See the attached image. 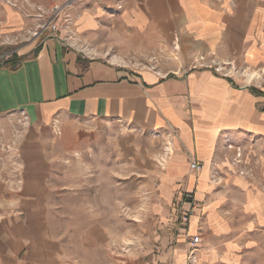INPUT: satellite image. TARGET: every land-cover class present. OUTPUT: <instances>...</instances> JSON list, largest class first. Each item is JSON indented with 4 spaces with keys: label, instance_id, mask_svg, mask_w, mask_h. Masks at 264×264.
Wrapping results in <instances>:
<instances>
[{
    "label": "crops",
    "instance_id": "crops-1",
    "mask_svg": "<svg viewBox=\"0 0 264 264\" xmlns=\"http://www.w3.org/2000/svg\"><path fill=\"white\" fill-rule=\"evenodd\" d=\"M77 1L0 66V116L107 127L125 226L83 208L97 223L60 228L81 192L29 151L20 207L0 212V264H264V0Z\"/></svg>",
    "mask_w": 264,
    "mask_h": 264
},
{
    "label": "rangeland",
    "instance_id": "rangeland-1",
    "mask_svg": "<svg viewBox=\"0 0 264 264\" xmlns=\"http://www.w3.org/2000/svg\"><path fill=\"white\" fill-rule=\"evenodd\" d=\"M78 3L77 0H0V47L17 48L24 42L41 34L43 26L50 21L57 11H61L60 20L65 24L62 13L68 5ZM19 12L23 15V25L16 29L6 24L8 12ZM16 32V33H15ZM12 49V50H13ZM5 51V50H3ZM7 51V50H6ZM9 54L10 52H6ZM4 55V54H3ZM1 56V55H0ZM260 83H264L261 78ZM100 125L93 120L64 118L62 126L45 127L31 124L22 112H12L0 116V185L5 188V195L0 190V212L6 216L19 209V197L24 196L22 183L26 164L23 157L34 153L36 163L44 159L50 168H54V180L64 181L74 186V192L81 195L65 197L64 221L59 220L58 226L66 230L73 229L81 233L92 225L90 220L82 219L89 216L92 209L101 218L99 223L106 228H124L125 222L118 220V208L113 203L116 194L114 182L121 179L116 172L115 158L109 155V131L99 134ZM103 132V131H102ZM45 165L40 175L44 177ZM137 178H132L135 191ZM80 186V187H77ZM84 186V187H83ZM85 196L82 197V192ZM67 193V190H64ZM84 202V203H82ZM137 228L133 223V229ZM78 247V244H77ZM79 248V247H78ZM75 249V248H74Z\"/></svg>",
    "mask_w": 264,
    "mask_h": 264
},
{
    "label": "built area",
    "instance_id": "built-area-1",
    "mask_svg": "<svg viewBox=\"0 0 264 264\" xmlns=\"http://www.w3.org/2000/svg\"><path fill=\"white\" fill-rule=\"evenodd\" d=\"M60 16H61V11H57L55 13V16L48 21L44 26H43V31L45 30H51L55 33L60 32L63 28L65 24H62L61 20H60ZM10 56V54H4L0 56V61H1V65H4V60L8 59ZM203 168V164H201L200 162H198L197 160H193L191 162V169L194 171H200ZM188 201H191L190 199H188ZM194 206H197L196 203L193 204ZM199 240V236L193 237L191 239L192 243H196Z\"/></svg>",
    "mask_w": 264,
    "mask_h": 264
},
{
    "label": "trees",
    "instance_id": "trees-1",
    "mask_svg": "<svg viewBox=\"0 0 264 264\" xmlns=\"http://www.w3.org/2000/svg\"><path fill=\"white\" fill-rule=\"evenodd\" d=\"M6 46L0 47V55L5 54L6 50H7L6 52H10L9 58L4 60L5 61L4 64L6 66H9L10 68H15L20 63L21 58L15 52L12 51L13 48L11 46H8L7 48L4 49V47H6ZM3 50H5V51H3ZM0 66H1V61H0ZM252 90L254 92L260 93V91L255 89V88H252Z\"/></svg>",
    "mask_w": 264,
    "mask_h": 264
}]
</instances>
